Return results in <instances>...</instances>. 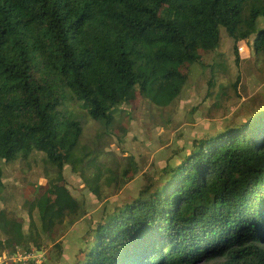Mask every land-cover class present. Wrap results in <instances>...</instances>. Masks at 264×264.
Masks as SVG:
<instances>
[{
	"label": "trees",
	"instance_id": "1",
	"mask_svg": "<svg viewBox=\"0 0 264 264\" xmlns=\"http://www.w3.org/2000/svg\"><path fill=\"white\" fill-rule=\"evenodd\" d=\"M241 12L233 0H0V184L5 164L37 156L57 170L30 207L42 225L66 166L100 199V186L84 175L90 153L75 159L85 121L68 104L105 125L139 97L169 106L188 84V68L222 49L225 36L240 65L238 45L249 38L239 34ZM254 45L257 55L264 51V30ZM130 172L110 180L116 193ZM163 173L158 188L146 185L104 217L79 264H264V102L247 120L196 141ZM79 208L56 210L50 220L63 227ZM7 225L0 239L15 238L32 253L24 231Z\"/></svg>",
	"mask_w": 264,
	"mask_h": 264
},
{
	"label": "rangeland",
	"instance_id": "2",
	"mask_svg": "<svg viewBox=\"0 0 264 264\" xmlns=\"http://www.w3.org/2000/svg\"><path fill=\"white\" fill-rule=\"evenodd\" d=\"M233 1L239 2L242 8L239 34L249 35L247 41L238 45L240 65L236 63L234 42L225 36L222 49L203 55L202 64L188 68V84L167 107H158L139 97L133 105L118 107L113 122L105 125L88 118L78 102L68 104L67 110L85 121L75 159L90 153L86 161L91 159V162L85 167L84 175L94 179V187L100 186V199L79 173L66 166L65 180L48 194V209L42 225L38 210L31 219L30 207L50 188L49 181L57 177V170L44 165L39 156L36 161L3 166L0 229L7 227V223L22 229L27 246L33 248L31 255L39 264L81 263L82 252L90 248L94 230L116 205L137 197L148 184L155 190L167 179L165 169L180 164L193 151L196 141L222 131L233 122L247 120L255 107L264 102V51L257 55L254 45L264 30V0ZM254 11L258 13L255 25L251 22ZM238 76L242 81L236 90L233 85ZM84 166L80 163L77 170L80 172ZM136 167L138 173H134ZM127 168L131 171L129 177L133 178L116 193L110 180H122ZM77 204L80 205L78 217L68 219L63 227L51 222L54 211L68 210ZM52 233L54 236L50 239ZM0 241V264H14L16 257L24 258L28 253L18 246L15 238Z\"/></svg>",
	"mask_w": 264,
	"mask_h": 264
},
{
	"label": "built area",
	"instance_id": "3",
	"mask_svg": "<svg viewBox=\"0 0 264 264\" xmlns=\"http://www.w3.org/2000/svg\"><path fill=\"white\" fill-rule=\"evenodd\" d=\"M16 260L15 263H23V264H26V263H29V262H34L35 264H39V261H37L35 259V257L33 255H31V253H25V256L24 258H17L16 257Z\"/></svg>",
	"mask_w": 264,
	"mask_h": 264
}]
</instances>
